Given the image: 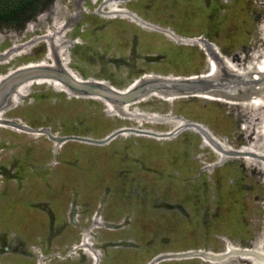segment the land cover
Masks as SVG:
<instances>
[{
    "label": "rangeland",
    "instance_id": "1",
    "mask_svg": "<svg viewBox=\"0 0 264 264\" xmlns=\"http://www.w3.org/2000/svg\"><path fill=\"white\" fill-rule=\"evenodd\" d=\"M6 1L0 0L2 11H7ZM94 1H98L94 11L99 15H124L122 20H136L142 26L161 23L178 33L180 23L203 22L191 35L204 37L224 59L246 42L248 26H258L264 37V14L253 12L259 3L264 10V0ZM37 2L39 11L34 15L0 27V63L8 68L43 59L44 45L31 39L44 35L41 32L53 9L56 13L78 5L88 10L93 6L88 0ZM183 10L191 13L173 14ZM56 18L63 20L61 15ZM39 19L42 30L33 35L25 31L36 27ZM69 22L78 23L73 38L79 37V23H92L93 18L79 15ZM14 39L18 43L10 48L9 41ZM73 44H66L70 56L76 52ZM19 52L27 55L17 61L13 55ZM82 65L68 66L82 78L91 75V66ZM251 95L254 102L264 101ZM28 96L32 103L17 95L19 104H9L0 112V264H264V232L252 229L254 224L264 226V199L257 198L263 189L262 174L228 163L204 172L142 168L143 157L138 161L136 148L117 145L112 139L122 125L102 128L99 122L88 121L91 104H75L62 112L57 107L61 105L48 104L41 92ZM181 120L196 124L220 145L223 155H229L225 149L231 144L221 145L217 139L224 137L219 124L210 119L203 125ZM3 125L41 134L30 136ZM84 135L100 144L98 152L90 154L71 140L90 139ZM45 136L58 149L51 157L57 162L52 168L40 167L36 160L45 158L43 151L50 146ZM238 145L234 151L243 146ZM158 184L165 187L163 203L155 200Z\"/></svg>",
    "mask_w": 264,
    "mask_h": 264
},
{
    "label": "bare ground",
    "instance_id": "2",
    "mask_svg": "<svg viewBox=\"0 0 264 264\" xmlns=\"http://www.w3.org/2000/svg\"><path fill=\"white\" fill-rule=\"evenodd\" d=\"M88 2L93 5L90 10L79 5L69 10L57 9L56 13L53 9V16L49 15L50 22L44 30L40 19L36 27L25 30L32 32L31 35L35 30H42L44 35L40 38L34 36L31 41L40 40L45 55L38 62L14 68L0 63V112H5L9 104H19L17 95L22 101L27 97L26 102L32 103L33 98L28 96L32 91L48 97V104L61 105L57 107L62 112L74 109L75 104H91L88 121H97L102 128L122 125L113 132L112 139L118 142L117 145L131 144L136 148L138 161L140 155L143 157L139 161L142 168H184L204 172L228 163L233 168L241 166L259 172L264 178V101L254 102L251 95L264 99V37L260 35L259 27L248 26L246 42L234 50L229 59H224L204 37L191 35L203 22L189 20L180 23L177 28L181 32L178 33L161 23L142 26L136 20H122L126 19L124 15H99L94 11L98 1ZM260 7L261 3L257 12H253L264 14ZM189 12L174 11L173 14ZM60 15L63 20L58 21L56 16ZM79 15L91 16L93 24L79 23L82 26V29L78 27L79 37L71 38L76 35L78 23L69 20ZM67 24L73 26L65 27ZM14 43L18 41H9L10 48ZM67 43H74L76 52L72 56ZM26 55L19 52L13 57L20 61ZM83 63L93 69L85 78L68 66L74 64L78 67ZM101 70L106 74H100ZM77 114L78 110L74 111V117ZM2 116L0 113V118ZM181 119L200 125L210 119L219 124L224 137L222 140L219 135L216 137L221 145L231 144L225 149L229 155H223L220 145L200 127L183 123ZM242 122L244 126H241ZM4 127L27 132L30 136L41 134ZM127 128L130 130L126 131ZM89 138L71 140L77 143V147L95 154L101 146ZM47 139L50 146L43 151L45 158L36 160L40 167L52 168L56 161H51V157L58 154V149L53 146L51 138ZM238 144L243 146L234 151ZM243 154L251 158L246 159ZM261 184L263 189L258 199H264V181ZM143 188L139 190L148 191ZM164 188L158 184L159 198L155 199L158 203L164 202ZM252 229L264 232L261 223L254 224Z\"/></svg>",
    "mask_w": 264,
    "mask_h": 264
},
{
    "label": "trees",
    "instance_id": "3",
    "mask_svg": "<svg viewBox=\"0 0 264 264\" xmlns=\"http://www.w3.org/2000/svg\"><path fill=\"white\" fill-rule=\"evenodd\" d=\"M3 4L7 6V11L0 8V27L22 22L26 15L30 17L39 11L37 0H7Z\"/></svg>",
    "mask_w": 264,
    "mask_h": 264
}]
</instances>
